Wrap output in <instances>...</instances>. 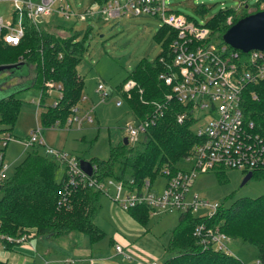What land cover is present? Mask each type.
Listing matches in <instances>:
<instances>
[{
    "label": "trees",
    "instance_id": "1",
    "mask_svg": "<svg viewBox=\"0 0 264 264\" xmlns=\"http://www.w3.org/2000/svg\"><path fill=\"white\" fill-rule=\"evenodd\" d=\"M104 1L95 0L97 5ZM248 6L245 2L244 7ZM197 8L201 12L207 9L203 4ZM248 13L250 11L245 10L236 15L233 7H221L203 24L210 29V39H222L224 31ZM230 14H233V19L229 22L227 16ZM17 18L14 11L12 22L15 23ZM99 19L96 17V20ZM21 24L23 33L17 43L5 41L0 34V64H15L4 69V74L0 75V89L6 90L0 95V132L7 135L12 134L17 120L22 105V98L17 92L23 88L35 86L39 90L41 96L38 105H42L52 88L61 93V96L58 93L55 97V103L40 111L44 126L64 125L75 114L74 108H78L85 96L83 78L77 71V65L89 47L90 27L81 33L76 31L61 35L41 27L26 12L22 15ZM2 32H6V29ZM174 36L172 27L159 23L154 39L160 44L161 51L155 61L143 58L116 86L122 97L121 102L125 101L134 118L157 116L135 143L126 144L121 139L111 148L106 159L89 158L93 164L91 177L98 180L113 177L120 180L125 188L141 191L145 179L153 181L163 168H184L185 157L199 141L192 129L194 118L189 115L182 122L177 121V113L185 106L167 96L170 88L159 78V73L167 68L166 64L171 60L170 43ZM11 73L14 75L9 76ZM23 76L28 78V82L17 85L16 81ZM128 79H133L135 85L121 90ZM48 81L52 83L48 84ZM243 99L246 116L264 138V76L246 86ZM31 145L25 156L15 164L11 175L0 180V232L10 235L35 232L36 235L52 237L80 231L93 242L102 238L104 232L96 224L95 217L101 207L100 198L106 190L78 184L72 187L70 194H66L69 207L60 203L66 177L63 163L48 154L46 148L41 150L45 143L35 142ZM61 165L63 173L58 177L57 171ZM252 173V176L264 178V168L253 169ZM126 210L142 224H146L151 215V208L143 202ZM199 220L200 217L190 210L180 212L165 246L169 254L161 264H244L236 253L224 254L202 249L193 234ZM213 220L230 236L231 242L239 240L253 245L256 259L264 264V193L234 198L231 204H224L220 208ZM0 264L9 263L0 258ZM73 264L90 263L75 260Z\"/></svg>",
    "mask_w": 264,
    "mask_h": 264
},
{
    "label": "rangeland",
    "instance_id": "2",
    "mask_svg": "<svg viewBox=\"0 0 264 264\" xmlns=\"http://www.w3.org/2000/svg\"><path fill=\"white\" fill-rule=\"evenodd\" d=\"M68 1L75 11L66 17L56 12L37 17L41 27L48 28L58 34H70L90 27L89 47L84 51L83 57L77 65V71L83 78L84 99L78 104L75 114L83 116L90 111L92 121L83 120L81 125L74 121L70 126L58 123L44 126L41 123L40 111L47 105L54 103L58 90L52 88L44 97L42 105L40 92L35 86L21 89L17 92L22 98V105L17 120L12 128L11 137L8 139L4 162L7 169L4 177L11 175L17 164L31 148L25 141L33 129L41 126V134L47 146L60 149L68 154L80 158L106 159L110 150L121 139L126 131L125 126L135 119L128 109L125 101L116 104L117 99H122L117 84L129 73L143 58L155 61L161 51V46L154 39L158 29V18L152 15H123L112 19H99L96 17L81 18L79 15L87 6L96 8L95 0H55L53 8L57 9L59 2ZM170 6L179 11L191 15L198 21H205L215 14L223 6L233 7L240 15L253 6L252 0H247L248 7H244L242 0H169ZM203 4L207 9L201 12L197 7ZM250 11V10H249ZM0 15L4 21H13L14 3L12 0H0ZM46 22V23H44ZM60 23L59 25H56ZM220 39V38H219ZM3 75V70L0 75ZM10 74L9 76H13ZM17 82V83H16ZM17 85L28 82L26 76L19 77ZM126 82V81H124ZM98 83H102L103 91L108 95L100 100V92L97 91ZM124 89V84L121 90ZM6 91L0 89V95ZM33 98V100H32ZM209 114H203L193 125L197 130L209 119ZM8 135L0 132V150L5 148L3 138ZM46 145L41 147L44 151ZM4 150V151H5ZM17 157V158H16ZM184 169L191 167V160L183 163ZM62 165L58 168L57 176H60ZM245 171L238 168L214 167L207 170H197L193 178L192 189L200 196L213 201L231 204L234 198L241 196H256L264 193V178L251 176L242 183ZM153 189L162 190L166 176L159 173L152 179ZM116 180L107 183L106 191L100 198L101 207L96 217V223L103 230L104 235L97 241H91L87 234L81 235L80 231H74V235H60L54 238L53 246L45 257V262L36 252L37 241L34 238L21 243H13V247H5L0 241V258L8 260L9 264H71L69 258L75 255L79 247L93 249L97 262L94 264H142L152 259L163 260L168 255L164 244L169 239L171 229L177 223L180 211L177 209L164 210L152 213L146 224L139 222L141 228L134 227L135 221L127 222L119 215L120 205L112 198L116 197ZM126 188L121 191V196L127 194ZM2 193L0 192V196ZM124 212L129 213L125 210ZM131 226V227H129ZM30 233V232H29ZM34 236L35 232H32ZM81 236H83L81 238ZM52 236L51 238H53ZM119 242L125 246L124 251L131 257L122 260V253H117L113 243ZM19 245V246H18ZM15 246V247H14ZM232 250L242 258L246 264H253L256 260V249L248 242L233 240L230 242ZM71 254V255H69ZM69 259V260H66Z\"/></svg>",
    "mask_w": 264,
    "mask_h": 264
},
{
    "label": "built area",
    "instance_id": "3",
    "mask_svg": "<svg viewBox=\"0 0 264 264\" xmlns=\"http://www.w3.org/2000/svg\"><path fill=\"white\" fill-rule=\"evenodd\" d=\"M12 1L18 17L17 21L15 23L4 21L0 16V34L2 33L4 40L10 43H17L23 33L21 19L24 12L37 23H39L37 17L52 12L66 17L75 12L68 1L59 2L57 9L53 8L55 0ZM252 1L250 12L264 9V0ZM242 2L245 3L247 0ZM127 14L152 15L158 18L159 23H165L175 30V36L170 43L171 60L166 64L167 68L159 73V78L170 88L167 96L185 106L184 110L177 113V121L182 122L189 115L193 116L194 123L203 114L207 113L210 117L195 131L199 141L192 152L185 157V161L191 160V167L176 170L163 168L162 173L166 176V182L160 192L152 188L153 182L147 178L141 191L126 188L128 193L121 196V191L125 187L120 180L113 177L105 180L91 177L92 173L87 174L82 170L75 155L46 145V152L57 157L63 163L66 172L63 195L59 202L69 207L66 194H70L72 187L78 184L106 190L107 183L112 184L115 179L117 192L113 199L118 201L123 209L143 202L151 208V212L190 210L200 217L193 234L202 249L235 254L230 247V236L213 222L225 203L200 196L192 189V185L197 170L230 167L247 172L264 168V138L255 129L253 121L246 116L243 106L246 86L264 76V48L243 51L222 39H210V29L203 24L204 21H198L188 14L176 11L170 6L169 0H106L96 8L90 5L85 7L79 16L112 19ZM232 19L233 14L227 16V21L230 22ZM3 29H6V32L3 33ZM134 85L135 81L128 79L124 83V90ZM103 88V84L98 83L97 91H103ZM107 95L105 91L100 92V100H104ZM121 103L120 99L116 100L117 105ZM77 109L74 108L75 111ZM156 116L157 114H153L143 119L135 118L125 126L126 131L123 136H127L129 143H135ZM83 120H93L89 110L82 117L73 114L66 123L70 126L75 121L80 126ZM10 137L11 135H8L3 138L4 146ZM24 141L27 146L35 142L45 143L41 126L38 125L33 129ZM2 155L3 152L0 150V159ZM6 167V164L1 163L0 180L4 177ZM32 234L30 232L10 235L0 232V241L22 243L29 240ZM113 245L117 253L130 256L124 251L125 246L121 243L115 242ZM142 264H161V262L153 259ZM253 264L262 263L256 259Z\"/></svg>",
    "mask_w": 264,
    "mask_h": 264
},
{
    "label": "water",
    "instance_id": "4",
    "mask_svg": "<svg viewBox=\"0 0 264 264\" xmlns=\"http://www.w3.org/2000/svg\"><path fill=\"white\" fill-rule=\"evenodd\" d=\"M247 5V4H246ZM222 40L243 51L249 49L264 48V9L245 14L233 22L222 34ZM15 64H0V71L10 68ZM124 143H128L126 135L122 136ZM79 164L87 174L92 173V162L86 158H80ZM252 171H247L242 183L252 176Z\"/></svg>",
    "mask_w": 264,
    "mask_h": 264
},
{
    "label": "crops",
    "instance_id": "5",
    "mask_svg": "<svg viewBox=\"0 0 264 264\" xmlns=\"http://www.w3.org/2000/svg\"><path fill=\"white\" fill-rule=\"evenodd\" d=\"M250 10V8L248 9V11ZM1 16V15H0ZM32 100H33V98H32ZM34 101V100H33ZM7 145H8V140H7V143L5 144V148H3V149H1L2 150V152H3V155H2V158L0 159V165H1V163H4V164H6V162H4V156H5V154H6V147H7ZM5 150V151H4ZM17 158V157H16ZM63 168V167H62ZM6 169H7V167H6ZM63 173V169H62V171H61V173H60V176H61V174ZM166 182V181H165ZM165 184V183H164ZM164 184L162 185V189H163V186H164ZM115 187H116V184H115ZM116 192H117V188H116ZM113 199V198H112ZM116 201V200H115ZM117 202V201H116ZM118 204H119V202H117ZM120 205V204H119ZM120 207L122 208V206L120 205ZM123 209V208H122ZM126 209H123V210H120L119 209V215H120V217L122 218V220H126L127 222H129V220L130 219H132L133 221H135V224H134V227L135 228H141L142 230H144V231H146V230H148L147 228L145 229V226H143V225H141V227L139 226L140 224H139V221L138 220H136L134 217H132L131 216V214L130 213H126V212H124ZM160 211H164V210H157V211H155V212H151V214L152 213H158V212H160ZM195 215V214H194ZM97 217V216H96ZM96 217H95V222H97L96 221ZM178 221V220H177ZM97 224V223H96ZM139 224V225H138ZM98 225V224H97ZM176 225V224H175ZM174 225V226H175ZM173 226V227H174ZM129 227H131V226H129ZM74 231H71V232H69V233H66V234H62V235H74V233H73ZM81 233H83V232H81ZM81 235H83V236H85V233L84 234H81ZM57 236H60V235H57ZM57 236H54L53 238H51V237H49V236H34V235H31L30 236V238H29V240H31V238H34L37 242V246H36V252L37 253H39L40 255H41V257L43 258L44 257V260H45V262L46 261H48V258H46L45 257V254L50 250V249H52V251H54V247L53 246H55V245H53L54 244V238H56ZM83 236H81V238L83 237ZM170 237V236H169ZM169 240V239H168ZM168 240H167V242L164 244V248H165V246H166V244L168 243ZM28 241V240H27ZM6 248L7 247H9V248H11V247H13V244H9V245H7L6 243H2ZM114 244V243H113ZM21 245H22V243H21ZM19 246V245H18ZM15 247V246H14ZM113 247H114V245H113ZM166 250V249H165ZM50 252V251H49ZM167 252V251H166ZM119 254V253H118ZM123 254V253H122ZM167 254H169L168 252H167ZM69 255H71V254H69ZM122 257V260L123 259H127V258H130L131 256H126V255H122L121 256ZM69 258H71L70 259V261H71V264H73V262L75 261V260H87L90 264H94L95 262H97V259H95L96 258V256L93 254V249H91V248H89V247H84V248H82V247H79V248H77L76 250H75V255H71ZM66 260H69V259H67L66 258ZM153 260V259H152ZM157 260H159V259H157ZM160 262H162L161 260H159Z\"/></svg>",
    "mask_w": 264,
    "mask_h": 264
}]
</instances>
